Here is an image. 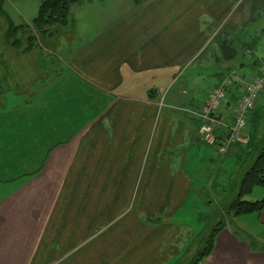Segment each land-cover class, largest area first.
I'll use <instances>...</instances> for the list:
<instances>
[{"label":"crops","instance_id":"obj_1","mask_svg":"<svg viewBox=\"0 0 264 264\" xmlns=\"http://www.w3.org/2000/svg\"><path fill=\"white\" fill-rule=\"evenodd\" d=\"M84 1L72 9L73 26L75 9L78 28L85 19L83 38L62 69L35 83L20 73L28 90L6 100L14 142L4 153L28 146L15 156L24 163L17 177L5 180L10 168L0 169V264L190 261L199 233L189 205L206 145L200 110L226 79L246 82L263 68L264 58L255 69L244 60L264 0H100L106 15L92 24L85 12L97 4ZM242 87L229 92L221 134ZM1 128L0 120V158ZM208 147L207 160L220 155ZM252 215L238 227L260 247L229 224L199 264H264V211Z\"/></svg>","mask_w":264,"mask_h":264},{"label":"rangeland","instance_id":"obj_2","mask_svg":"<svg viewBox=\"0 0 264 264\" xmlns=\"http://www.w3.org/2000/svg\"><path fill=\"white\" fill-rule=\"evenodd\" d=\"M87 1L91 0H85L84 2ZM43 2L44 0H0V90H2L3 92L5 91L4 93L6 95V100H8V103H12V99L9 102V98H14L16 93L19 94L28 90L24 85L22 86V84L17 81V75L23 73V76L27 81L30 80L31 75H33L32 83H35L37 81V78H43L48 73H55L56 71L62 69V67H60L61 60L69 59L71 57V52L74 50V44L76 42L78 43L79 40L83 38V35H81V31L86 22L85 19H83L82 25L78 28V21L80 19L78 15L80 13L78 14V10L75 9V13L77 16L74 26L72 24L71 27L69 26L65 29L59 27H55L57 29L53 28L55 29V31H51L52 35H54V37L52 38V42H50L51 40H43L40 35L38 36V34H36V39L34 41H31L33 42L31 45L32 48L35 47L34 53L29 54L27 52H24L25 47L28 46L27 41L23 45H17V47H15L14 45L13 47L11 44H9L6 39L7 30L9 28L8 23L10 22L13 27H22L26 24L31 25L32 21L37 18L39 9ZM95 3L97 4V7H93L92 12L88 10H86L85 12V17L90 22V24L94 23L97 20L101 12L103 13L102 17H105L106 15V13H104L105 9L100 10V8L98 7V5H101V1L95 0L94 4ZM84 4L88 5V3ZM7 19H9L10 21L8 22ZM262 29H264V24H260L255 27L252 30L253 36L251 40L248 39L247 41V47L251 48H246V55L248 60L246 59L244 61L247 65L251 66L252 69H255L256 66L258 67L263 64L262 62H260V58H264V37L262 38L260 33ZM28 31L27 33H36L33 29H30ZM21 32L22 31L18 32L16 36L14 35V38L16 37L19 42L20 40L21 42H23L27 38L25 34H19ZM24 54L28 55L24 57L22 56ZM32 55H35V57ZM38 64L39 68L37 69ZM262 67L263 68L258 75L263 74L264 64ZM41 68L43 70H39ZM251 68L245 71V73L243 72V74L247 78L252 77V75L255 73V70H252ZM24 96H21L20 98H25ZM262 97H264V94ZM261 99L262 100L258 105V110L253 111L252 113V121L249 124L251 131L248 135V139L245 141V143L241 144L238 153L231 154L233 152V150H231L227 156L224 155L223 163L221 162L222 155L220 156L213 151H211V159L213 160V162H210L211 159H206L204 151L208 148L209 150H211L210 147L206 145H203L204 149L199 153V156L201 158V173H198L199 175H196L195 177L197 180L196 186L200 189V192H195L193 196V199L189 205L190 210H192V214L188 217V220L193 224L199 235L203 234V232L205 233L208 230V227L213 226L216 223L213 222L214 217H216V219L218 217L217 212L221 210L224 205L230 204L236 198L244 174L256 162L258 158V150L264 145V98ZM5 106L6 109H1L0 113V120L2 125L1 141L3 142V151L0 158V169L10 168L8 174H4V170L1 174L2 178L6 180L17 177L16 172L23 169V159L21 157L15 158V156H20L21 152L25 153L26 147L28 145L19 143V147H16V151H12L11 154L4 153L7 147L10 145L12 146L14 142L13 141L11 144L14 133H12L10 127L8 126V124L12 122L14 112H8V105ZM254 114H256V117H254ZM21 163L22 166L20 167ZM206 172L209 174V177H207L208 175H205ZM214 172L217 174L219 173V181L217 180V183L212 186L209 180L210 175H212L214 180ZM263 199L264 187L261 186H256L252 189V192L249 195L243 198V200L251 202L260 201ZM255 216L256 215H252L251 218H255ZM244 218L249 217H232L231 222L229 223L231 225H228L240 236L250 239V241H252L254 245L260 247L258 242L247 235L248 233L243 232L246 231L244 228L239 229L238 225H242L241 222L246 221V223L250 225L254 223V219ZM232 222L234 223V225H232ZM205 227L207 228L206 230ZM261 242L264 243L263 240H261ZM261 245L264 244L261 243ZM195 248L197 249L198 246H193L191 249L195 250ZM189 262V260H182L177 264H188Z\"/></svg>","mask_w":264,"mask_h":264},{"label":"trees","instance_id":"obj_3","mask_svg":"<svg viewBox=\"0 0 264 264\" xmlns=\"http://www.w3.org/2000/svg\"><path fill=\"white\" fill-rule=\"evenodd\" d=\"M81 1L82 0H44L39 9L37 18L32 21L31 25L26 24L22 27H13L9 22L10 20L7 19L9 22V28L6 34L7 41L12 46H19L20 42L19 40L15 42L16 37L14 38V35L16 36L18 32L22 31L19 34H25L28 42L32 45L33 42L31 41H34L36 37L30 36L32 35L31 33H27L30 29H33L43 40H52L54 35H52L51 31H55V29H57L55 27L65 29L66 27L72 26L74 22L73 18H71L72 8ZM146 1L148 0H134L136 5H140ZM31 45L30 48L33 49ZM31 49H29L30 52L32 51ZM4 92L0 90V109L5 108L6 105V95ZM256 186L264 187V145L258 150L256 162L244 174L236 198L230 204L224 205L222 209L217 212V219L216 217L213 219V222L216 223L208 227L205 233L203 232V234L198 236L197 243H199V246L188 264H199L211 253L215 246L217 236L226 229L232 217L250 216L252 214H260L264 211V199L255 202L243 200V198L249 195ZM206 229L205 227V230Z\"/></svg>","mask_w":264,"mask_h":264},{"label":"built area","instance_id":"obj_4","mask_svg":"<svg viewBox=\"0 0 264 264\" xmlns=\"http://www.w3.org/2000/svg\"><path fill=\"white\" fill-rule=\"evenodd\" d=\"M242 84V93L239 95L232 124L227 127V133L221 135L219 127L221 115L229 101V92L234 85ZM264 94V71L263 74L254 76L243 82L240 79H226L224 83L216 89L211 90L206 97L204 105L201 107L200 116L203 125L200 129L202 141L217 149L218 153L225 155L230 148L241 141L249 129L252 113L259 104Z\"/></svg>","mask_w":264,"mask_h":264},{"label":"flooded vegetation","instance_id":"obj_5","mask_svg":"<svg viewBox=\"0 0 264 264\" xmlns=\"http://www.w3.org/2000/svg\"><path fill=\"white\" fill-rule=\"evenodd\" d=\"M30 36H34V37H36V34H32V35H30ZM16 41H17V38H16L15 42H16ZM26 41L28 42V39H27V38H26V40H24L23 42H21V40H20V45H23ZM37 43H38V42H37ZM30 45H31V44H29V42H28V46L25 47L24 52H27V53H29V54L35 52V47H34L33 49H31V48L29 47ZM29 49H31L32 51L30 52ZM24 52H22V53H24ZM25 55H28V54H24L23 56H25ZM32 56L35 57V55H32ZM37 58H38V57H37Z\"/></svg>","mask_w":264,"mask_h":264}]
</instances>
